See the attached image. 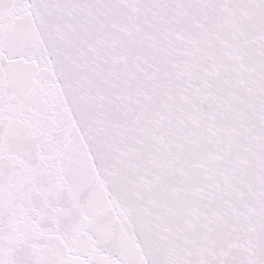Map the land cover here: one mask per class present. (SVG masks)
<instances>
[{"label":"snow or ice","instance_id":"snow-or-ice-1","mask_svg":"<svg viewBox=\"0 0 264 264\" xmlns=\"http://www.w3.org/2000/svg\"><path fill=\"white\" fill-rule=\"evenodd\" d=\"M0 264H264V0H0Z\"/></svg>","mask_w":264,"mask_h":264}]
</instances>
